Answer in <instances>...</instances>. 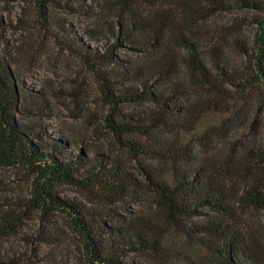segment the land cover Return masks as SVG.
Listing matches in <instances>:
<instances>
[{"label": "trees", "instance_id": "1", "mask_svg": "<svg viewBox=\"0 0 264 264\" xmlns=\"http://www.w3.org/2000/svg\"><path fill=\"white\" fill-rule=\"evenodd\" d=\"M59 1L79 3L97 24L86 34L103 44V52L74 32L66 46L88 65L110 70L102 78L109 103L141 107L133 113L114 109L107 128L145 172L165 221L181 232L207 236L205 248L218 264H264V238L248 232L236 215L239 205L264 208V176L256 171L250 172L251 178L244 176L234 161L198 160L196 138L185 143L209 111L221 106L228 116L231 104L247 109L248 91L256 84L257 100L264 106V15L249 22L233 16L238 10L264 12V0H94L93 7L85 0H37L38 8L44 14L47 5ZM108 16L114 20L112 29ZM247 23L259 28L256 55H251L253 43L243 33ZM101 25L111 35H105ZM126 47L136 57L117 55ZM233 54L243 60L253 56V71L245 73ZM111 65L118 69H109ZM128 83L133 84L125 86ZM40 100V93L30 94L23 87L9 44H1L0 159L27 168L33 176L30 197L5 200L13 210L6 218L20 222L39 215L49 222L61 215L79 236L86 264H140L130 260L132 253H152L159 264H171L181 256L169 249L160 226L146 224L132 211L109 216L60 196L61 186L72 185L98 188L108 200L126 199L141 182L112 155L100 150L87 155L83 142L63 135L54 138L20 121L29 112L26 104L37 110ZM225 130L223 124L218 136L226 140ZM200 141L206 155H216L211 135ZM254 159L249 154L250 164ZM155 162L160 166L152 170ZM200 214L206 216L205 224H183Z\"/></svg>", "mask_w": 264, "mask_h": 264}, {"label": "rangeland", "instance_id": "2", "mask_svg": "<svg viewBox=\"0 0 264 264\" xmlns=\"http://www.w3.org/2000/svg\"><path fill=\"white\" fill-rule=\"evenodd\" d=\"M93 1L85 0L92 7L95 6ZM59 3L47 5L43 14L38 8L37 0H0V45L9 44L11 56L27 92L34 95L40 93L42 97L37 110L31 107L33 104H26L29 112H24L20 121L40 128L48 136L56 138L63 135L83 142L81 146L87 155L96 150L112 155L127 165L141 182L135 195L126 199L117 197L115 200H108L98 188L72 185L61 186L58 189L60 196L81 202L109 216L118 217V213L132 211L133 216L145 219L146 224L160 226L165 231L169 249L182 254L176 255L170 261L171 264H218L205 248L207 236L191 231L181 232L172 222L165 221V215L156 203V194L145 172L107 128V118L114 109L133 113L141 107L134 103H124L116 108L109 103L103 93L102 78L108 76L110 70L88 65L66 46V41L71 39L69 36L74 32L83 43L97 46L103 52V44L90 41L86 34L97 24L82 12L79 3ZM259 15H264V12L246 9L236 11L233 16L244 17L247 21ZM110 17L108 16L111 20L109 28L112 29L114 20ZM100 29L105 35H111L106 25H101ZM258 32V26L250 23L246 24L243 31L247 40L253 43L254 52L251 55L258 53ZM110 39L111 42L115 41L112 37ZM127 49L118 50L117 55L122 59L134 57L135 52ZM233 58L240 66H245V73L253 71V56L243 60L233 54ZM111 68L118 69L114 65L109 66ZM259 90L256 84L248 91L251 101L248 99L250 105L247 109L243 105L231 104L228 110L230 114L227 116L226 109L219 106L220 111L213 109L200 117L197 129L195 127L196 130L189 133L185 141L187 144L196 138L195 154L198 155V160L214 159L223 164L234 161L238 165L235 170L242 175L251 178L250 172L256 171L264 176V106L257 100ZM223 124L229 134L226 140L218 136ZM205 134L211 135L216 142V155H206L207 147L202 146L200 141ZM247 151L253 159L255 154L262 158L260 161L254 159L250 164L249 154L246 158ZM244 158L247 162H244ZM249 164L252 169L247 166ZM151 166L153 170L160 164L155 162ZM151 166L148 165L147 168ZM32 178V173L27 168L8 166L0 159V264H86L79 236L61 215L57 214L49 222L39 215L20 222L6 218L7 213L13 210L5 200L30 197ZM236 208L237 218L245 225L246 230L264 238V208L247 205ZM206 221V216L200 214L183 220V224L198 226ZM130 260L140 264H159L152 253H132Z\"/></svg>", "mask_w": 264, "mask_h": 264}]
</instances>
